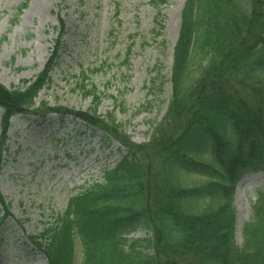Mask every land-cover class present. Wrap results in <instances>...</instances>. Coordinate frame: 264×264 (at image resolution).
<instances>
[{"label":"trees","instance_id":"trees-1","mask_svg":"<svg viewBox=\"0 0 264 264\" xmlns=\"http://www.w3.org/2000/svg\"><path fill=\"white\" fill-rule=\"evenodd\" d=\"M166 0H152L157 8ZM25 2L19 7V11ZM59 44L22 88L0 83V170L10 119L70 114L125 145L102 180L71 195L54 223L30 241L47 264H264V191L234 240L233 192L264 167V0H185L173 47L171 98L147 143L122 139L114 119L92 111L33 107ZM197 60V61H196ZM198 65L196 72L193 68ZM79 86L99 102L97 89ZM206 174L204 180L185 177ZM10 216L0 193V228ZM137 228L148 238H130Z\"/></svg>","mask_w":264,"mask_h":264},{"label":"rangeland","instance_id":"rangeland-1","mask_svg":"<svg viewBox=\"0 0 264 264\" xmlns=\"http://www.w3.org/2000/svg\"><path fill=\"white\" fill-rule=\"evenodd\" d=\"M184 2L166 0L157 20L152 0H0V83L22 88L42 70L57 41L48 82L33 107L40 110L45 103L79 112L95 108L104 121L111 113L122 139L147 143L171 98L172 54ZM240 2L247 5V0ZM197 68L195 64L194 72ZM82 73L86 87L97 89L99 102L79 86ZM5 148L0 193L9 203L10 216L0 228V264H47L29 239L54 223L71 195L101 181L103 171L125 154V145L73 115L29 112L10 119ZM206 177L195 173L185 183ZM260 191L264 167L243 175L235 185L237 245ZM150 236L144 228L128 234ZM80 260L77 242L76 264Z\"/></svg>","mask_w":264,"mask_h":264},{"label":"bare ground","instance_id":"bare-ground-1","mask_svg":"<svg viewBox=\"0 0 264 264\" xmlns=\"http://www.w3.org/2000/svg\"><path fill=\"white\" fill-rule=\"evenodd\" d=\"M243 183H245V180H243V181L240 183V185H243ZM237 197H238V196H237ZM235 203H236L237 210H238V208H240V200H239V198H236ZM239 225H240V224H239ZM239 225L237 226V231H239V227H240Z\"/></svg>","mask_w":264,"mask_h":264}]
</instances>
